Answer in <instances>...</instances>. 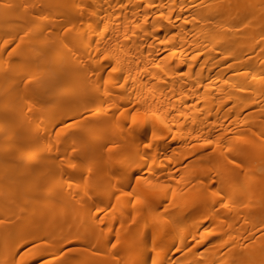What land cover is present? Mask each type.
<instances>
[{"label": "bare ground", "instance_id": "1", "mask_svg": "<svg viewBox=\"0 0 264 264\" xmlns=\"http://www.w3.org/2000/svg\"><path fill=\"white\" fill-rule=\"evenodd\" d=\"M21 261L264 264V0H0V264Z\"/></svg>", "mask_w": 264, "mask_h": 264}, {"label": "rangeland", "instance_id": "2", "mask_svg": "<svg viewBox=\"0 0 264 264\" xmlns=\"http://www.w3.org/2000/svg\"><path fill=\"white\" fill-rule=\"evenodd\" d=\"M4 52H5V54L7 53V51H4ZM4 52H3V54H4ZM101 68L103 69V72H104V73H106L107 71H109V68H108V67H107L108 69H107L106 67H105V68H104V67H101ZM105 69H106V70H105ZM25 100H26V99H25ZM105 101H106V100L103 101V104H104L103 106L106 107V106L108 105V103H106ZM105 103H106V104H105ZM105 107H104V108H105ZM70 121H71V120H69V122H70ZM124 126H125V125H124ZM52 138H53V137H52ZM48 142H49V141H48ZM134 142H135V141H134ZM28 151H30V150H28ZM26 152H27V151H26ZM88 153H89V152H88ZM88 153H86V154L84 155V156H85L84 158H85L86 160L88 159L87 162H86V164H88V162H89L90 160H94V159H98V158H103V157H104V156L102 157V155H100V156H99V155H98V156H97V155H93V154H92V155H91V154L87 155ZM90 155H91V156H90ZM88 156H89V157H88ZM78 158H79V157H78ZM115 160H116V159H115ZM61 161L66 162L65 160H61ZM61 161H59V162H60L59 164H61ZM86 164H85V165H86ZM86 166L88 167V165H86ZM87 167L84 166L85 171H87V170L89 169V170H90L89 174H91V167L89 166L88 169H86ZM108 168H109V165H105L104 168H103V171L105 170V171L107 172V171L109 170ZM131 169H133V168H131ZM134 169H135V170H138V169H140V168L137 167V168H134ZM57 170H58V169H57ZM124 170H125V171H124ZM105 171H104V172H105ZM58 172H59V171H58ZM67 173H68V172H67ZM125 173L127 174V170H126V169H120V170H119V174H120L121 176H122V175H125ZM89 174L87 175V172L84 173L85 177H86V175H87V177H89V176H90ZM67 175H68V176H67ZM71 175H72V174H70V173L66 174V173L64 172V174H61L60 177H61V178H65V177H69V178H71V177H72ZM162 182H165L166 186L169 185V186L172 187V188H174L175 185L177 184V180H176V179L169 178L168 176L163 177ZM71 187H72V186H71ZM71 187H70L69 190L72 189ZM80 187H81V186H80ZM80 187H79V188H80ZM82 187H83V186H82ZM82 187H81V188H82ZM79 188H78L77 191L80 190ZM83 189H86V187L83 188ZM72 190H73V189H72ZM81 190H82V189H81ZM81 190H80V191H81ZM222 193H223V192H222ZM222 193H221V194H222ZM222 195L225 196L224 194H222ZM127 198H128V197H127ZM223 198H224V197H222V201H226L227 197L225 196V198H224V199H223ZM229 199H231V198H229ZM229 199H227V200H229ZM235 199H237V198H235ZM113 203H114V202H110V207H111V205H113ZM90 206H91V205H90ZM3 208L6 209L5 207H3ZM94 208H95V207H94V205H93V208L91 209L90 213L96 210V208H95V209H94ZM4 209H3V210H4ZM85 211H86V210H85ZM85 211H84V213H87V212H85ZM3 212H4V213H8L7 210H5V211H3ZM10 213H11V212H10ZM91 214H92V213H91ZM93 214H94V213H93ZM77 215H78V217H77L76 219H77V223H78L79 221H81V220L83 219L84 215H83L82 212H81V213H77ZM87 216H88V214L86 215V217H87ZM86 217H84V219H85ZM30 219H31V218H30ZM30 219H29V218H28V219H23V220H21L20 222H21L22 225L24 226L25 223H26L28 220H30ZM32 219H33V218H32ZM86 220H87V218L85 219V221H86ZM134 220H135V219H134ZM134 220H133V223L135 224L136 220H135V221H134ZM83 221H84V220H83ZM83 221H82V223H84ZM115 225H118V223H113V225H111V226L113 227V226H115ZM109 226H110V224H107V225H105V226L103 227L104 230L101 229V231H100V238H99V243H98V244H104L105 242H109V243H108L109 246L113 244V240H114V238H115V234H116V233H113V234H111V235H109V236H107L106 234H104V233H105V230H106L105 228H107V227H109ZM236 226H237V225H236ZM236 226H235V227H236ZM237 228H238V227H237ZM35 229H36V228H34L33 230H35ZM234 230H235V228H234ZM63 231H64V230H63ZM69 231H70V232H69ZM66 232H67V231H66ZM66 232L64 231V233H66ZM68 233L71 234V235H70V234L68 235L69 237H70V236L73 237V236L76 234V231H74V228H71V230L68 229ZM66 235H67V234H66ZM66 235H65V236H66ZM221 235H222V234H221ZM65 236L63 237L62 241H64V240L66 239ZM68 236H67V239H66L65 241H69V239L71 238V237L68 238ZM217 236H220V235H217ZM220 237H222V236H220ZM64 238H65V239H64ZM42 241H43V240H42ZM42 241H41V242H40V241H38V242H34V243H32L30 246H28V247L31 248L30 250H33V249L35 248L34 245L40 242V244H41L40 247H41V248H40V250H38V251H41V252H43V251H45V252L49 251L50 246H49L47 243H42ZM43 242H44V241H43ZM69 243H70L71 245H70V244L67 245V246H69L68 249H70V247H71V248H73V247L75 248V245H74L72 242H69ZM72 244H73V245H72ZM44 245H45V246H44ZM46 245H47V246H46ZM57 246L60 247V245H58V244H57ZM67 246H66V247H67ZM72 246H73V247H72ZM42 247H43V249H42ZM63 247H64V246H62V247H60V248H58V247L56 248V245H55V249H54V251H55V252L57 251L56 253H57L58 255H59V254L61 255V254L63 253ZM27 249H28V248H27ZM61 249H62V250H61ZM24 250H26V248H23L21 251L24 252ZM223 251H224V250H223ZM223 251H222V252H223ZM41 252H40V254H41ZM20 253H21V252H20ZM40 256H41V255H40ZM42 256H44V255H42ZM42 256H41V257H42ZM41 257H40V259H42ZM42 260H45V257H43ZM21 263L25 264L26 262L21 261L20 264H21ZM26 264H31V262H27Z\"/></svg>", "mask_w": 264, "mask_h": 264}]
</instances>
